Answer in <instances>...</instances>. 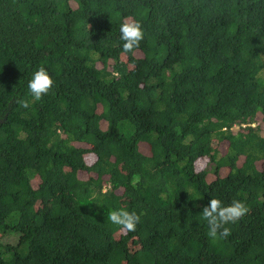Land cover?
Returning <instances> with one entry per match:
<instances>
[{
    "label": "trees",
    "instance_id": "1",
    "mask_svg": "<svg viewBox=\"0 0 264 264\" xmlns=\"http://www.w3.org/2000/svg\"><path fill=\"white\" fill-rule=\"evenodd\" d=\"M258 115L264 0H0V264H264ZM213 198L250 209L227 238Z\"/></svg>",
    "mask_w": 264,
    "mask_h": 264
},
{
    "label": "clouds",
    "instance_id": "2",
    "mask_svg": "<svg viewBox=\"0 0 264 264\" xmlns=\"http://www.w3.org/2000/svg\"><path fill=\"white\" fill-rule=\"evenodd\" d=\"M90 27V25H89ZM120 39L124 42L122 50L124 53H135L144 39L143 25L139 20L133 18L125 19L119 28ZM54 80L45 67L36 70L30 81L28 89L33 101H40L52 89ZM20 105L29 107V101L21 100ZM105 193L107 189L102 190ZM250 209L242 200H233L231 204L225 205L220 199L213 198L201 212L202 218L208 225V236L212 239L227 238L231 235V228L227 225L235 224L249 213ZM107 220L118 226L122 232H134L141 216L135 211L124 208L112 210L107 215Z\"/></svg>",
    "mask_w": 264,
    "mask_h": 264
},
{
    "label": "rangeland",
    "instance_id": "3",
    "mask_svg": "<svg viewBox=\"0 0 264 264\" xmlns=\"http://www.w3.org/2000/svg\"><path fill=\"white\" fill-rule=\"evenodd\" d=\"M255 124H260L262 127V132L264 133V121L262 120V115H258ZM40 204V202H39Z\"/></svg>",
    "mask_w": 264,
    "mask_h": 264
}]
</instances>
